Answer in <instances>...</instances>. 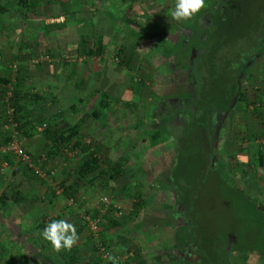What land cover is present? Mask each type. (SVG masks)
Returning <instances> with one entry per match:
<instances>
[{"label": "crops", "instance_id": "0c3cea01", "mask_svg": "<svg viewBox=\"0 0 264 264\" xmlns=\"http://www.w3.org/2000/svg\"><path fill=\"white\" fill-rule=\"evenodd\" d=\"M208 7L198 19L200 29L210 24ZM129 8V0H25L23 3L0 0V139L13 127L3 116V99L10 91L11 100L12 75L17 69L23 74L24 81L35 88L26 101L23 98L24 103L38 100V97L33 99L37 93L45 101L52 99L55 105L60 104L64 109L61 114L64 126L79 120L83 111L91 110L100 100L104 102L102 111L87 117L78 132L96 140L90 145L99 157L96 169L74 183L72 173L65 174L60 167L67 161L58 163L60 159H54L58 163V167H54L57 171L54 180L58 185L62 181L67 189L72 184L71 196L77 201L84 199V202L69 204V194L56 192L50 181L23 164L17 169L13 164L9 169L12 175L8 172L0 175V199L2 195L6 196L0 201V264H68L71 257L76 264H99L89 231L82 219L77 218L81 214L78 211L91 207V194L98 192L108 195L112 202L103 221V235L117 264H200L191 216L182 204L186 187L178 190L171 182L187 183L185 171L182 172L180 163L177 165L178 139L188 126L187 117L199 115L194 112L195 83L192 81L188 87L186 78L173 80L171 72L176 65L173 59L178 58V54L165 59L163 52L168 49L154 48L165 33L159 36L146 34L145 38L151 44L148 49L143 48L147 46L143 42L133 47L123 46L126 36L134 39L140 33L129 27L138 22ZM180 22L176 34L167 35L188 38L192 31L187 24L192 26L193 20L177 23ZM242 38L258 51L261 32L248 31ZM183 50L181 56L185 55ZM66 51L82 58L76 62L39 61L37 63L43 65L40 70L33 62L43 53L51 55ZM251 62L248 63L249 70ZM164 64H167L166 71L158 75ZM134 72L141 73L139 84L131 82ZM242 80L237 94L231 98L230 110L219 114L212 112L207 120L210 126L217 115L219 126L215 119L214 126H218L217 130L222 127L218 132L221 144L215 148L221 152L220 162L216 161L220 170H228L229 176L256 192L258 186L264 184V176H257L256 172L257 166L263 168L258 162V151L264 141H260L261 136L258 138L256 133H264V111L256 118L257 115L249 111L239 109L236 112L242 102L250 101L246 92L239 95ZM53 86L58 88L57 92H52ZM101 91L106 92L107 97L102 98ZM53 106L52 109H56ZM48 110L51 114V107ZM56 111H60L59 107ZM185 112L189 116L183 120ZM258 120H261V129ZM154 134L160 137L158 142L151 140ZM249 135L256 137L247 141ZM44 141L48 148L51 136H46ZM33 147L34 144L26 143L29 151L38 150ZM74 150L68 152L65 147L62 153L74 154ZM224 156H228L227 162L221 164ZM116 164L120 167V175L112 173ZM50 166H54L53 163L43 162L41 167ZM247 168L252 172L245 177L242 170ZM176 169L177 175H174L172 172ZM94 205L97 207V203ZM259 205L264 208L263 204ZM93 211L96 213L97 209ZM58 219L67 220L77 229L79 240L70 251L56 252L41 236L48 223ZM221 245L216 247L220 253L216 255L217 264H241L239 250L235 252ZM243 264H254V261L245 256Z\"/></svg>", "mask_w": 264, "mask_h": 264}, {"label": "rangeland", "instance_id": "374dc122", "mask_svg": "<svg viewBox=\"0 0 264 264\" xmlns=\"http://www.w3.org/2000/svg\"><path fill=\"white\" fill-rule=\"evenodd\" d=\"M37 1L39 0H36V2ZM175 2L176 0H129L130 14L131 15L135 14L138 21L135 26L130 24L129 27L132 29H136L140 32L138 35H135L136 38L134 39L129 38V40H131L132 42L134 41L135 45L137 43L140 44L143 42L145 43V45H147V46H143V48L148 49L150 47V46L148 47V45L151 44H150V40L148 41V38H145L146 34H151V36H153L154 34H158L159 36L164 33L176 34L175 30L178 31L177 27L180 24L177 23L178 21H175L171 17L172 7L174 6L173 3ZM209 2H210L209 0H206L205 8L208 7ZM233 3L235 6L234 8L235 13L239 14L241 12V8L244 9L246 11L245 13L247 14L246 16H248L249 18L252 17V20L254 19L256 20L255 24L261 23L264 28V0H229V7L225 11V13L228 11L229 15H231V10L229 8L230 6L233 5ZM14 5L15 3L12 2V7ZM257 8H259L260 10L258 14L259 16L256 15L253 16ZM135 9L138 11H135ZM228 20L234 21L236 20V18L235 19L228 18ZM231 23L230 22L227 23L226 26L230 25ZM125 29H127V27H125ZM222 31L223 30H220L219 33H222ZM262 31L263 32H261V42L264 43V29ZM186 43L188 45H192L193 39L191 38V40L187 41ZM170 44L171 43L169 41L160 38L159 40H157L156 44L154 45V48L156 49L165 48L169 50V48H172ZM184 46L186 47V44H184ZM228 47L230 48L229 49L227 48V52L224 53L226 57H229V59H233L235 57L237 58L234 64H232V62L229 59H227L229 61V64H231V67H233L236 70H238V68L240 67L239 62L240 60L243 59V57H248L249 55L250 59H253L252 60L253 62H251L250 60V62L252 63L251 64L252 71L250 73H253V75L247 74L246 72L243 73L242 74L243 80L241 82V89L243 90V92L247 93V96L250 101L249 102L247 101V103L242 102L238 107H236V112L240 110L245 112L249 111L250 113L252 112V114L257 115L255 116V118L258 116L261 117L260 114L261 112L264 111V48L260 49L259 51H256L255 49H253L252 45L249 44V41L246 40L245 38H242V36L240 38L235 39L234 42ZM257 47H264V45H258ZM58 54L50 55L49 53V56L52 58L51 59L52 61L56 60L58 62H61V60L57 57ZM254 54L255 57L253 56ZM156 57L160 58V55H157ZM186 58H188V55H186ZM43 60L45 61V59ZM177 60H178L177 57L173 59V63H175L176 65L173 66L174 72H171L173 80L175 81L179 79V77L182 78V76L184 75L182 67L177 65ZM118 64H120V62ZM170 64H169V68H171ZM166 65L161 67V71L160 73H158V75L166 71L167 68ZM35 66H37V68H39L38 70H40L41 69L40 67H42L43 65L42 63L36 62ZM61 66L64 65L62 64ZM13 73L14 74L12 75L13 79H12V89H11L12 97H13L12 101L15 107L17 104L18 110H16L17 113H15L14 116L12 117L11 124L13 127L11 130L12 131L16 130V127L14 128V126H16L17 123L22 124L23 126L21 128L23 129V131L26 132L25 134L22 133V135H24L25 137V148H26V143L30 145L34 144L35 147L33 148L38 149L37 151H29L27 148L26 149L33 155L40 156L44 152L46 153V149H47L46 147L48 143L44 141V138H46V136H51L50 134L52 131H61L63 130L64 127L68 126V125L64 126L63 123L61 122L62 121L61 117H63L61 114H63L64 109L58 103H57L58 105H55V102L52 101V99H50L49 101H45L46 99L44 100V98L41 99L40 95L39 97L33 95V99L37 97L39 99L28 100L27 102H25L26 103L25 104L24 101L27 100L28 95L31 96L35 92V88L29 86L30 84L24 81L23 78L24 76L18 69L13 71ZM15 73H17L18 75L16 74L17 75L16 76ZM140 74L141 73H137V72L132 73L133 77L131 78L132 80L131 82L139 84L141 79ZM138 77L139 79H137ZM160 79L161 78H159V80ZM192 81H193V77L190 75V79H188V87L190 86ZM16 82L19 83L15 85ZM53 85L56 86V84ZM196 85L197 84H193V89L196 88V90H198L200 86L198 85L196 86ZM49 88L46 89L41 88V90L45 91L47 89L49 90ZM16 89L18 93H14V90ZM50 89L52 90V92L58 91V88L56 87ZM246 93L244 95L245 97H246ZM19 99L23 103H21ZM52 106L55 107L56 109H52ZM241 106H243V108ZM50 107L52 110L51 114L49 113L50 110H48ZM58 107L60 111H56L58 110ZM187 112H188V107H187ZM213 120L214 118H212V124L210 126H208V121L207 123L203 122L201 123L200 126H198L193 119V121L188 122V126L186 127V129H184L185 138H183L180 142V144L184 146L178 147V154L181 155L180 160L184 161V162L181 161V165L179 166L183 168L182 172L185 171L183 175L187 177V183L199 171V167L201 165L200 164L199 166H197L198 163H200L199 156H203V158L205 159L207 158L206 157L207 151L203 148L202 149L200 148L201 144H199V142H202L205 139V137L201 135L210 134L214 130ZM7 121L10 120L7 119ZM43 122H45L46 125L42 128H38L39 126H42ZM257 124L258 127L260 128L261 120H258ZM256 134L257 137L259 138L263 133L260 132ZM250 137H252V135L248 136V138ZM255 137L256 135L253 136V138L250 139L247 138V141L254 140ZM1 140L2 139H0V141ZM77 141L80 144L78 146L83 147V145L90 146L94 144L96 140L92 139V137L89 135L84 136L82 134H78ZM153 141L158 142L159 139ZM220 144L221 143L219 141V145ZM262 147L264 148V145ZM165 154L166 152H163V155ZM215 154L216 157L218 155L217 159H215L214 161L210 159L211 164L209 165V167L201 171L204 172L202 180L198 184V187L194 189V192L191 194V198L193 197V202H192V207L190 208L191 217L190 216L189 217L193 218V223H195V225H193L192 222L190 221L189 222L192 227L193 236L198 237L197 233H199L201 237H204V242H203L204 245H207L208 243L211 242V243H215L216 247H219V244H222L221 247L228 246L230 247L231 250H234L235 252L236 250H239L238 251V254H240L239 263L241 264H243L245 256L252 259L254 261V264H264V209L262 208L259 209L258 206L256 205V204L264 205V184L263 185L260 184V186H258L257 188V191L255 192L250 188L246 187L245 184L242 183L241 181L239 182L232 176H229L230 174H228L229 173L228 170L221 169L220 172L221 171L222 172L220 174L221 175L220 177L215 171L216 168L215 163L216 161L217 162L219 161L221 152L215 151ZM80 155H81V151L75 154H71V153L68 154L61 152L56 157L54 158L49 157V159H50V163H53L55 168L58 167L56 166L58 163H61V161L66 160L67 161V163H65L66 165L60 164V167L64 172L67 171L71 174L74 173V168L76 166V163H78L79 161ZM69 156H72V159H70ZM55 158L60 159V161L56 163L54 160ZM9 160H10L9 167L5 169L4 173H0V175L5 174L7 172L8 174L12 175V172H10L9 169H11L12 165L17 161L15 159H12V157H10ZM188 160L194 163L193 168L192 166L189 165ZM222 163L223 161L221 159V164ZM119 164H120V159H119ZM21 165L22 164L20 163L19 166ZM119 168L120 167L118 164L114 165V167L112 168V173L120 175ZM262 170L264 171V167L260 169L257 166V171L256 169L254 171L258 173L257 176H262V175L264 176V172ZM176 171L177 170H175L174 172L173 170L172 173H174V175H177ZM185 187H187V184L185 185ZM185 193H186V189H185ZM91 195L92 196L89 197L91 201L89 205H91V207L88 206L87 208H85V210H87L88 212H94L93 209L95 208L97 209L94 203H96L98 197L101 194L98 192L96 194L94 193ZM111 204L112 202L110 200L109 209ZM109 209L101 217V224H100L101 235L106 240V242L107 239L103 235V221L105 220L106 214H108ZM81 210H83V208ZM80 212L81 211H78V214H80ZM77 218L82 219L81 215H78ZM2 221H4V219H2ZM92 239L93 238H91V242L93 244ZM93 252L96 258H98L95 249H93ZM110 252L111 255L113 256L114 253L111 250ZM125 253H123L122 255H124ZM219 254L220 253H218V255Z\"/></svg>", "mask_w": 264, "mask_h": 264}, {"label": "trees", "instance_id": "16d2710c", "mask_svg": "<svg viewBox=\"0 0 264 264\" xmlns=\"http://www.w3.org/2000/svg\"><path fill=\"white\" fill-rule=\"evenodd\" d=\"M16 1L20 3L25 2V0H16ZM209 1H210L209 2L210 6L208 7L207 12L210 14V19H211L210 24L204 25V27L200 29V27L198 26L199 24L198 19L203 13V11H201L198 15H196L193 19H191L193 20V23H192L193 25L192 26L191 24L188 25L189 27L188 29L192 31L191 35L188 38L185 39L183 38V36L181 37L174 36L175 38L174 37L172 38L170 35H167V34L162 37L163 39L167 41H171L172 43L170 42L171 43L170 46H172V48L174 47L173 49L169 48V50L163 52V56L165 57V59L174 57L175 55L178 54V58H179L178 63L182 67L183 74H184L182 76V79L185 80L186 78L187 83H188V79H190V75H191L194 78L193 79L194 83L200 86L198 90H196V88L193 89L194 91L193 93L195 94V97L197 100V102L194 103V109H195L194 112L198 113L199 115L196 116V114H194V117L192 118L190 117L189 119L187 117V120H185L186 118L185 116H189V113L185 112L184 118H183V120L187 122L193 121L194 119V121L196 122L198 126H200L201 123L203 122L207 123L208 121L207 118L209 114H211L212 112L222 113V112L229 111L230 106H231V98L235 96L238 92L239 84H240L239 82L242 79L241 75L244 72H246L247 74L253 75V73H250L252 71L251 67L249 70L248 63L251 60L249 55L248 57H243V59L240 60L239 62L240 67L238 68V70L231 67V64H229V61L227 60L229 59V57H226L225 55V53L227 52V48L228 49L230 48L228 46H230L234 42L235 39L240 38L243 35L242 33H246L250 30L251 31L260 30L259 32H263L262 30L264 29L261 23L255 24L256 22L255 19L252 20V17L249 18L248 16H246L247 14L245 13L246 11L244 9L241 8V12L239 14L235 13L234 3L229 8L231 10V15H229L228 11L225 13V11L229 7V0H209ZM175 3H173L174 4V6L172 7L173 9L175 8ZM259 11H260L259 8H257L253 16L255 15L259 16L258 15ZM228 18H233V19L236 18V20L229 21ZM184 21H188V20H184ZM229 22L230 23L233 22V23L226 26V24ZM179 24H182V23L180 22ZM220 30H223L222 33H219ZM195 32L197 33L194 34ZM129 38L130 37L126 36V41L123 44V46L125 45L129 47L136 46L134 41L132 42L131 40H129ZM191 38L193 39V44L188 45L186 42L191 40ZM260 42L258 45H264L263 42L261 43ZM184 44H186L185 48H184ZM262 48L264 47H258V51ZM182 50L185 52V55H188V58H185L186 56L184 54H183L184 56L180 55L182 54L181 52ZM191 56H192V60H190ZM229 60L232 62V64H234L237 58L235 57ZM18 83L19 82H16L15 85H17ZM14 93H18L17 89L14 90ZM242 93L244 94L243 90L241 89L239 95H241ZM37 96L39 97L38 93H37ZM100 96L102 98L107 97V93L104 91H101ZM12 98L13 97H11V100ZM103 107H104V102H101L100 100L99 102L94 104L91 110L83 111L79 120L75 121L72 124H69L67 127L63 128V130L61 131H52L50 146L46 149V153L45 152L43 153L44 156L46 157L44 164H49L50 163L49 157L50 158L56 157L66 147L68 152H71L73 151V149H75L74 154L81 151L79 161L78 163H76V166L74 168V173L71 174L73 176L72 180L74 181V183L77 182L80 179V177L85 176L90 171L95 170L98 165L99 157L94 153L92 149H90V146L83 145V147L81 146L79 147L78 145L80 144L77 141L76 135L81 129V124L87 119V117L98 115L102 111ZM16 110H18L17 104L15 107V113H17ZM22 126L23 125L20 123H17L16 126H14V128L16 127V130L21 135L22 133L24 134L26 133L21 128ZM221 128H219V130L217 131L214 126V130L212 131V133L201 135V136H204L205 139L202 142H199V144H201L200 148L201 149L203 148L207 151V155H206L207 158L205 159L203 158V156H199L200 163H198L197 166H199L200 164L201 165L199 167V171L192 177L193 179L191 178L188 183H180L179 181L173 182L172 180L174 187H177L178 190L183 189L184 185L187 184L186 193L184 197H182L183 198L182 204L185 206L187 210V214H190V208L192 207L193 198H191V194L194 192V189L198 187V184L201 182L203 174H204V172H201V171L204 169H207L209 165L211 164V160L214 161L218 157V155L216 157L215 148L218 146V143L220 141L221 134L218 132L221 131L220 130ZM9 133L7 134L6 137H4L0 141V143L6 140V138L9 136ZM183 136H184V132L182 133V135H180V138L178 139L179 143L181 142L183 138H185V136L184 137ZM152 137H153L151 138L152 141L159 139L158 136H156V134H154ZM261 137H264V133L261 135ZM183 146L184 145L180 144L179 147H183ZM228 156H224L222 161L227 162ZM230 157L231 159L233 158V156H229V158ZM180 159H181V155L178 154L177 155V165L179 163L181 165V161L183 160H180ZM188 162H189V165L192 166L193 168L194 163L189 160ZM258 162L261 163L262 167H264V149L263 148H260L258 151ZM51 167L54 168L55 166H51ZM215 167H216L215 171L221 177L220 164L217 165L215 163ZM250 172H252L250 168L246 170H242L243 176L249 174ZM66 173H69V172L65 171V174ZM60 186L62 187V191L69 194L70 197L77 199L74 196H71L72 189L70 188L72 184L68 185V189H67L66 184H62V181H61ZM5 197L6 196L2 195L0 201L3 200ZM256 205L258 206L259 209L260 208L264 209L261 205L259 204H256ZM191 221H192V224L195 225V223H193V218H191ZM82 222L85 224L83 220ZM85 227L87 228L86 224H85ZM197 235H198V240H197V237L194 236V241L197 242L199 246V253L201 255L200 264H217L216 255H217L218 250L215 246V243L210 242L207 245H204L203 244L204 237H201L199 233H197ZM102 240L106 242V240L103 237H102ZM92 241L94 244L93 249H95L97 252L95 242L93 239ZM108 247H109V250H111L109 245ZM97 259L99 260V264H101V258L99 257V255ZM70 261L71 262L68 264H76L73 257H71ZM111 264H113V261L111 262Z\"/></svg>", "mask_w": 264, "mask_h": 264}, {"label": "built area", "instance_id": "2783aa9c", "mask_svg": "<svg viewBox=\"0 0 264 264\" xmlns=\"http://www.w3.org/2000/svg\"><path fill=\"white\" fill-rule=\"evenodd\" d=\"M62 61L67 62H73L78 61L82 58L81 55L72 53V52H61L57 56ZM43 59L51 60L52 58L49 56V54H41L33 59L34 62L42 61ZM117 59V58H115ZM13 70H15V64L12 65ZM11 92L8 91L5 94V98L3 99L4 104V112L3 115L12 122V117L15 114V107L12 104V101L10 100ZM46 125L45 122L42 123V126H39L38 128H42ZM260 141H264V137L259 138ZM12 157V159H15L17 162L14 163L13 168L17 169L21 164L25 165L27 168L33 170V172L38 175L41 178H44L48 181H50L51 184H53L56 190V192L62 191V187L58 185L57 181L54 180L55 176V168L49 167V168H42L44 159L46 157L44 154L40 156H35L25 148V137L22 136L17 130H11L9 133V136L0 143V173H4L5 169L9 167V159ZM69 204L72 205H78L82 202H84V199L82 200H76L73 197H69L68 199ZM97 203V212L92 213L88 212L83 208L81 211V217L82 220L85 222L94 242L97 248V253L99 257L101 258V264H111L112 260L108 259V256L111 255L109 247L107 242L102 240L101 237V217L106 213V211L109 209V203L110 200L108 198V195L103 194L100 195L96 201ZM47 221H50V218L46 219Z\"/></svg>", "mask_w": 264, "mask_h": 264}, {"label": "clouds", "instance_id": "9594fccd", "mask_svg": "<svg viewBox=\"0 0 264 264\" xmlns=\"http://www.w3.org/2000/svg\"><path fill=\"white\" fill-rule=\"evenodd\" d=\"M206 7V0H176L171 17L176 21L191 20ZM41 236L50 242L56 252L70 251L78 242L79 235L74 224L67 220H52L43 229ZM113 264H117L116 258L108 256Z\"/></svg>", "mask_w": 264, "mask_h": 264}, {"label": "flooded vegetation", "instance_id": "af4514ba", "mask_svg": "<svg viewBox=\"0 0 264 264\" xmlns=\"http://www.w3.org/2000/svg\"><path fill=\"white\" fill-rule=\"evenodd\" d=\"M253 56L255 57V54H254ZM190 60H192V56H191ZM251 60H253V59H251ZM216 114H217V113H216ZM218 114H219V113H218ZM216 117H217V115H216ZM216 117H214L215 121L218 120V118H216ZM217 122H218V123H217V125H218L219 122H220V120H218ZM218 126H219V125H218ZM218 126H217V127L215 126L216 130H217ZM217 131H218V130H217Z\"/></svg>", "mask_w": 264, "mask_h": 264}]
</instances>
